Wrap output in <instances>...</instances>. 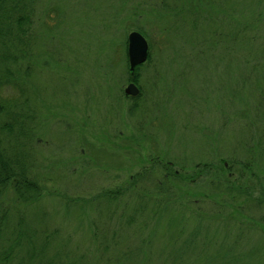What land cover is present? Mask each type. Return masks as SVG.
<instances>
[{
    "label": "rangeland",
    "instance_id": "374dc122",
    "mask_svg": "<svg viewBox=\"0 0 264 264\" xmlns=\"http://www.w3.org/2000/svg\"><path fill=\"white\" fill-rule=\"evenodd\" d=\"M35 11L33 46L11 69L23 90L0 87V149L43 194L0 191L8 263L264 264V0ZM135 31L150 56L137 83Z\"/></svg>",
    "mask_w": 264,
    "mask_h": 264
},
{
    "label": "trees",
    "instance_id": "16d2710c",
    "mask_svg": "<svg viewBox=\"0 0 264 264\" xmlns=\"http://www.w3.org/2000/svg\"><path fill=\"white\" fill-rule=\"evenodd\" d=\"M36 2L37 0H0V87L12 84L18 89L21 88V83L17 78H14L15 75L11 69L23 64L33 46ZM143 65L136 68V72L131 78L132 81L136 83L139 81V71ZM1 112L4 113L2 105H0ZM2 129L8 131L10 136H12L11 133L13 137L15 136L13 123H6ZM8 186L14 188L15 195H18V199L22 202L37 201L43 194L40 186L28 178L27 164L24 158L19 154L12 158L11 155H7L5 150L0 149V191ZM2 218L3 216L0 215V230L4 224ZM14 249V247H10L0 253V264H9L10 257L7 255H10Z\"/></svg>",
    "mask_w": 264,
    "mask_h": 264
},
{
    "label": "water",
    "instance_id": "95a60500",
    "mask_svg": "<svg viewBox=\"0 0 264 264\" xmlns=\"http://www.w3.org/2000/svg\"><path fill=\"white\" fill-rule=\"evenodd\" d=\"M128 41L130 72L134 74L136 68L146 63L149 58V43L141 33L136 31L129 35ZM139 92L140 90L135 83L130 84L125 90L126 95L132 97H137Z\"/></svg>",
    "mask_w": 264,
    "mask_h": 264
}]
</instances>
